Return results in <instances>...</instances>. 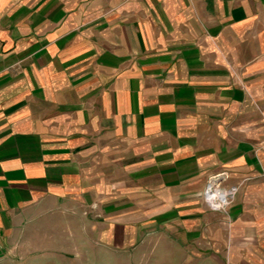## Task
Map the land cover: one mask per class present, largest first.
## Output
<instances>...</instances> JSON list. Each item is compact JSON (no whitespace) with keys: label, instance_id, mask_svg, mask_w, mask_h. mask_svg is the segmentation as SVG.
Listing matches in <instances>:
<instances>
[{"label":"crops","instance_id":"0c3cea01","mask_svg":"<svg viewBox=\"0 0 264 264\" xmlns=\"http://www.w3.org/2000/svg\"><path fill=\"white\" fill-rule=\"evenodd\" d=\"M226 169L254 179L222 213ZM256 233L264 264V0H0V264H233Z\"/></svg>","mask_w":264,"mask_h":264},{"label":"rangeland","instance_id":"374dc122","mask_svg":"<svg viewBox=\"0 0 264 264\" xmlns=\"http://www.w3.org/2000/svg\"><path fill=\"white\" fill-rule=\"evenodd\" d=\"M219 174H223L224 178L220 181V184H221V187L225 188V189H228V188H231V187H237V192H236V195L234 196V198L231 200V204L227 206V208L225 210H221V211H217V210H214L216 212H222V213H225L227 212L230 207L234 204V201L236 199V196L239 194L241 188L243 187V185L245 183H249L251 182V180H253L254 178L253 177H246L245 179H242L238 184H230L229 181L231 180V171L230 170H223L221 171L220 173H217L216 175H219ZM205 200V199H204ZM207 203V202H206ZM209 204V203H208ZM208 207L213 210L209 205ZM154 232H152L153 234ZM66 235H64V238H65ZM156 236V235H154ZM153 237V236H152ZM155 240H153L156 243H161L160 239H156L154 238ZM262 233H256L254 235V237H250V235H247L245 236L242 240L241 239H237L235 240V243H233L235 246H238L239 249H236L235 253H234V257L232 258V260L234 259V263L233 264H252V262H257V260L259 259L261 261V257H262V253H261V248H262ZM66 242V239H64V243ZM230 245H231V242H229L227 244V247H226V254L225 257H226V260H227V263L226 264H231V261H230V254H229V248H230ZM232 246V245H231ZM159 249V248H158ZM209 249V248H208ZM208 249L204 250V249H201V250H198V252H201V253H207V252H210ZM203 250V251H202ZM74 252V251H72ZM153 252V251H151ZM194 251H192L193 253ZM71 252L67 251L66 253L64 252V254H70ZM164 252H160V250H157L156 252L153 253V257L157 260H161L163 258L162 254ZM136 254H138V251L136 252H133V254L131 255L132 257L136 256ZM140 256L137 255L136 257ZM2 257H6V255L4 253H0V258ZM184 256L181 255L180 258H176L177 260H181ZM197 257V256H196ZM193 258V261L195 264H204L205 261H207L209 264H214V263H211V261H208V260H205L204 258L206 256H200V258ZM62 261H59L56 262L55 264H71V261L72 260H75L74 257L72 256H66L64 255ZM203 258V259H202ZM67 261V262H66ZM182 261V260H181ZM253 263V264H254ZM143 264H145V260L143 261ZM257 264V263H256Z\"/></svg>","mask_w":264,"mask_h":264},{"label":"built area","instance_id":"2783aa9c","mask_svg":"<svg viewBox=\"0 0 264 264\" xmlns=\"http://www.w3.org/2000/svg\"><path fill=\"white\" fill-rule=\"evenodd\" d=\"M215 176H217L216 177L217 180L215 181L214 189L222 190L224 193H226V196L219 203L215 202L216 204H214V205L208 204V203L207 204L213 210L221 211V210H225L227 208V206L231 204V200L236 195L237 187H231V188L225 189V188L221 187V184H220V181L224 178L223 174H219V175H215ZM215 176H213V177H215ZM207 188H209V186Z\"/></svg>","mask_w":264,"mask_h":264},{"label":"bare ground","instance_id":"6f19581e","mask_svg":"<svg viewBox=\"0 0 264 264\" xmlns=\"http://www.w3.org/2000/svg\"><path fill=\"white\" fill-rule=\"evenodd\" d=\"M216 177L212 178L209 181V183H208L209 185H207V187L209 186V188H206V190L204 192V196H203L207 203L213 204V205L216 204V203H219L225 197V196L220 194L221 190L214 189V184H215V181L217 180Z\"/></svg>","mask_w":264,"mask_h":264}]
</instances>
